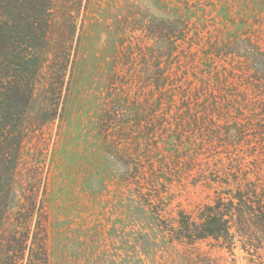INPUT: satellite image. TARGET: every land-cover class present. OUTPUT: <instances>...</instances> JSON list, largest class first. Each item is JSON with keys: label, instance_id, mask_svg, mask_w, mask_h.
I'll return each instance as SVG.
<instances>
[{"label": "rangeland", "instance_id": "rangeland-1", "mask_svg": "<svg viewBox=\"0 0 264 264\" xmlns=\"http://www.w3.org/2000/svg\"><path fill=\"white\" fill-rule=\"evenodd\" d=\"M253 189L264 0H54L5 239L25 205L48 264H254L239 240L172 239L180 213Z\"/></svg>", "mask_w": 264, "mask_h": 264}, {"label": "trees", "instance_id": "trees-1", "mask_svg": "<svg viewBox=\"0 0 264 264\" xmlns=\"http://www.w3.org/2000/svg\"><path fill=\"white\" fill-rule=\"evenodd\" d=\"M53 2L0 0V264L49 262L47 232L41 217L31 231L33 209L24 205L16 213L18 225L6 239L2 228L13 207L25 115L45 61ZM252 192L219 195L213 203L204 205L197 216L180 213L172 239L194 243L214 238L229 248L239 240L257 264L253 257L264 248V193L254 189ZM32 204L36 205V199Z\"/></svg>", "mask_w": 264, "mask_h": 264}]
</instances>
